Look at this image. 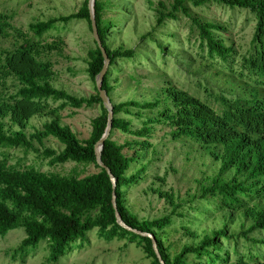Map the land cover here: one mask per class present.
Instances as JSON below:
<instances>
[{
	"label": "trees",
	"instance_id": "obj_1",
	"mask_svg": "<svg viewBox=\"0 0 264 264\" xmlns=\"http://www.w3.org/2000/svg\"><path fill=\"white\" fill-rule=\"evenodd\" d=\"M209 3L246 9L255 15L253 52L241 58L240 71L231 67L236 58L235 48L219 35L227 33V26L204 20L191 12L190 4L201 7ZM112 5H115L112 0H95L101 43L114 66L118 60L134 58L136 48H112L110 45L115 23L105 16ZM159 6L156 26L167 19H178L180 13L191 19L202 49L207 50L211 59L222 60L225 68L231 71L226 78L228 87L224 89L226 93L211 95L216 106L171 82L152 100L114 103L109 71L103 88L113 103L114 119L111 136L101 154L103 163L117 179L115 190L107 171L97 164L95 151L108 125V110L96 86V78L104 67L99 44L94 39L87 61V72L95 83L96 93L77 96L53 84L56 71L51 57L66 56V41L58 37L42 42L31 36L42 37L58 25L75 20L85 21L93 32L89 0H84L79 10L69 15L31 23L29 32L16 27L12 15L0 12V42L12 41L9 48L0 52V148L33 152L49 158L51 165L75 162L93 164L100 170L81 178L77 174L45 173L34 167L19 169L11 165L9 155L4 154L0 159V238L23 230L26 237L21 242V250L28 252L42 241H48L50 259L57 262L74 242L86 240L88 233L96 229L100 239L136 243L152 264H161L152 239L130 232L117 223L113 205L115 191L123 220L134 229L155 236L166 264H228L230 250L222 240L237 242L240 237L255 247L264 246V237L252 236L264 232V0H173L169 7L164 3ZM153 31L143 35L141 40L151 38ZM54 103L59 104L55 106ZM93 106H100V113L92 121L90 137L82 140L64 124L62 111L67 107ZM122 114L145 118L144 126L133 129L131 121L121 117ZM35 117L46 121L42 128L28 134L30 122ZM155 123L168 126L173 141L188 140L219 164L216 175L203 187L200 198L216 200V208L204 215L213 223L218 221L220 226L205 231L200 237L190 226L183 225L184 235L194 240L173 252L172 246L167 245L173 218L188 219L186 213L179 211L182 205L175 194L150 187L152 194L166 200L172 208L171 213L155 219L139 218L126 204L127 189L141 180L148 165L142 164L136 173L129 175L132 165L139 160V152L128 155L125 149L149 148L148 138L152 136ZM115 131L136 139L119 143L113 139ZM51 137L64 146L61 151L41 150L37 146V143L44 145ZM195 220L188 219L189 222ZM235 264H264V253L251 254L247 260L239 259Z\"/></svg>",
	"mask_w": 264,
	"mask_h": 264
},
{
	"label": "rangeland",
	"instance_id": "obj_2",
	"mask_svg": "<svg viewBox=\"0 0 264 264\" xmlns=\"http://www.w3.org/2000/svg\"><path fill=\"white\" fill-rule=\"evenodd\" d=\"M172 1L112 0V4L115 5L107 10L105 16L115 23L109 43L112 48L119 46L136 48L134 58L118 60L116 65L109 66L114 103L131 99L152 100L168 82L210 102L213 106L216 104L211 95L226 93L224 90L228 87L226 78L231 71L225 68L222 60L211 59L207 50L202 49L198 32L189 17L180 13L178 19H167L162 25L156 26L160 3L169 7ZM83 2L84 0H0V12L12 15L14 25L29 32L31 23L69 15L79 10ZM190 8L194 15L204 20L220 22L227 26V33L219 35L228 39L227 44L235 48L236 58L231 62V67L235 71H240L241 58L253 52L255 15L246 9H233L217 3L201 7L190 4ZM155 26L157 29L153 31ZM152 31L151 38L141 40L143 35ZM31 36L42 42H50L58 37L66 41V56L51 57L55 65L56 77L53 84L56 87L77 96H90L96 93L95 83L87 72L88 52L94 46V37L85 21L75 20L66 25H58L56 29L42 37L33 34ZM11 43L12 41H1L0 52L3 48H9ZM247 81L252 83V80ZM99 113L100 106L80 109L67 107L62 111L63 122L69 125L80 139H88L92 131V121ZM121 117L130 120L133 129L142 128L146 121L145 118L135 115L122 114ZM45 121V118H33L27 133L42 128ZM169 131L168 126L155 123L152 136L148 138L151 144L149 148L125 149L128 155H134L135 151L139 152V160L132 165L129 175L136 173L142 164L148 165L141 180L127 189L126 204L139 218L155 219L171 213L172 208L166 200L152 194L150 187L161 188L175 194L178 203L182 205L179 211L186 213L188 219L196 220L189 222L187 217L173 218L174 222L169 227L167 238V245L172 246L173 252L184 243L194 240L184 235L183 225L190 226L200 237L205 231L220 226L218 221L213 223L204 215L212 213L216 208V200L211 197L200 198L203 187L210 183L213 175H216L219 164L204 155L192 142L173 141ZM113 139L123 144L136 137L115 131ZM37 146L41 150L51 148L58 152L64 147L52 137L45 140L44 145L37 143ZM4 154H8L9 163L19 169L34 167L45 173L77 174L81 178L100 171L93 164L68 162L51 165L49 158L45 159L33 152L26 153L21 149L0 148V159ZM252 236L264 237V232ZM25 237V232L18 230L0 238V264H152V260L136 243L120 239L108 242L99 238L96 229L88 233L86 240L74 242L57 262L50 259L48 241H42L36 249L28 252L21 250V242ZM222 243L230 250L228 264H235L239 259L247 260L251 254L264 253V246L255 247L250 241L240 237L237 242L222 240Z\"/></svg>",
	"mask_w": 264,
	"mask_h": 264
},
{
	"label": "water",
	"instance_id": "obj_3",
	"mask_svg": "<svg viewBox=\"0 0 264 264\" xmlns=\"http://www.w3.org/2000/svg\"><path fill=\"white\" fill-rule=\"evenodd\" d=\"M89 9H90V13H91L93 37L96 40V42L99 44V46L102 50L103 56H104V67H103L102 71L100 72V74L96 78V86H97L98 92L100 94V97L103 100L104 106L108 110V125H107V128L105 130L103 137L95 145V151H96V156H97V164L99 165L100 168H103L107 171L108 175L111 178V181L113 183L114 190H115L116 186H117V179H116L115 175L112 173L111 169L103 163L102 154H101L106 141L111 136V132H112V128H113V119H114L113 103H112L111 98L108 94V91L103 88L104 79H105L106 74L108 73V69H109V66L111 64V60L108 57L106 50L103 48L102 43H101V39L99 36L98 27H97L96 18H95V0H89ZM113 205H114L115 212H116L117 223L122 228H124L130 232H133L137 235L145 236V237L152 239L153 247H154V250L157 254V257H158L160 263L166 264L161 253H160V250L158 248V243H157L155 236L150 234V233L142 232V231H139L137 229H134L133 227L129 226L123 220V218H122V216L118 210L117 195H116L115 191L113 194Z\"/></svg>",
	"mask_w": 264,
	"mask_h": 264
}]
</instances>
